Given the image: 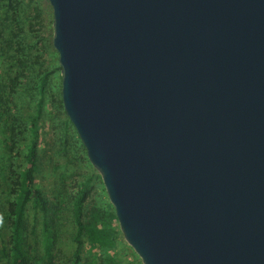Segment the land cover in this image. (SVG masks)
I'll return each instance as SVG.
<instances>
[{"label": "water", "instance_id": "water-1", "mask_svg": "<svg viewBox=\"0 0 264 264\" xmlns=\"http://www.w3.org/2000/svg\"><path fill=\"white\" fill-rule=\"evenodd\" d=\"M61 102L142 264H264V0H48Z\"/></svg>", "mask_w": 264, "mask_h": 264}, {"label": "rangeland", "instance_id": "rangeland-1", "mask_svg": "<svg viewBox=\"0 0 264 264\" xmlns=\"http://www.w3.org/2000/svg\"><path fill=\"white\" fill-rule=\"evenodd\" d=\"M53 18L48 0H0V210L5 211L13 195L7 190L24 166V154L30 144V120L38 112L35 142V183L45 198L57 209L55 220L56 264H71L75 244L72 218L73 201L82 185L86 196L84 211L91 207L102 213L114 212L101 178L87 159L61 102V72L58 55L52 46ZM53 70L43 91L39 76ZM30 240L38 236L40 214L30 205L25 208ZM111 219V218H110ZM112 233L113 246L100 248L85 243L78 264H142L125 242L117 219L105 225ZM35 232V233H34ZM10 235L7 220L0 223V250L7 246ZM0 264H8L0 253Z\"/></svg>", "mask_w": 264, "mask_h": 264}, {"label": "trees", "instance_id": "trees-1", "mask_svg": "<svg viewBox=\"0 0 264 264\" xmlns=\"http://www.w3.org/2000/svg\"><path fill=\"white\" fill-rule=\"evenodd\" d=\"M57 69L60 70V67ZM53 70L46 71L39 76L37 87L39 92L43 91V86ZM2 104V94L0 88V108ZM41 102L38 100L35 115L30 120L31 140L24 154V166L18 176L12 181V188L7 191L13 195V200L8 203L5 211L0 210V223L7 220L10 229L7 246H2L0 253L8 264H56L54 246L56 242L55 220L57 209L53 203L43 195L41 189L35 183L34 173L36 171V148L35 142L38 132V112ZM86 185L83 184L73 201L72 218L74 224L73 242L75 250L71 264H78L80 252L85 243L100 248H110L113 246L112 231L105 225L108 220L115 219L114 212L104 214L99 209L91 207L84 211L82 202L86 196ZM31 208L40 214L41 222L38 236L30 240L33 231L29 229V224L25 217V208ZM111 218V219H110ZM35 233V232H34ZM97 264H109L99 262Z\"/></svg>", "mask_w": 264, "mask_h": 264}]
</instances>
